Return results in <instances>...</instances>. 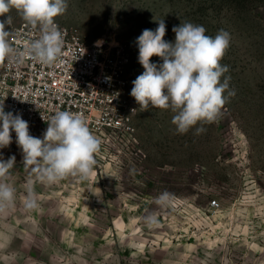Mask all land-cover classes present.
Wrapping results in <instances>:
<instances>
[{"label":"rangeland","instance_id":"1","mask_svg":"<svg viewBox=\"0 0 264 264\" xmlns=\"http://www.w3.org/2000/svg\"><path fill=\"white\" fill-rule=\"evenodd\" d=\"M67 4L55 22L77 29L89 44L104 38L126 46L135 79L144 71L136 38L159 21L166 41H174L172 28L184 22L204 26L209 36L225 30L226 103L215 121L186 134L176 132L171 111L139 109L134 142L100 147L88 180L35 183L34 210L23 200L35 175L23 165L12 131V144L0 153L16 157L11 182L17 191L14 210L0 215V264H264V0ZM9 15L12 35L25 22L15 10ZM151 62L162 63L156 56ZM29 130L35 137L44 133ZM165 192L170 202L157 204ZM152 216L157 223L149 226Z\"/></svg>","mask_w":264,"mask_h":264},{"label":"clouds","instance_id":"2","mask_svg":"<svg viewBox=\"0 0 264 264\" xmlns=\"http://www.w3.org/2000/svg\"><path fill=\"white\" fill-rule=\"evenodd\" d=\"M67 7V0H0V17H4L0 19V63L7 60L19 65L30 58L46 66L55 64L64 46L63 31L55 20L66 13ZM12 10L39 32V37L26 41L22 49L13 47L8 39L11 32L6 27L12 24L9 15ZM172 31L174 41H166V25L162 20L155 31L145 29L136 38L138 61L144 71L132 81L130 95L141 111L150 106L171 111L176 132L186 134L200 122L215 121L226 103L228 79L222 83L221 77L228 67L220 61L230 46V34L221 29L215 36H209L204 26L191 22L180 23ZM153 56L162 63L151 62ZM41 118L45 121L42 115ZM45 122L47 128L42 138L35 137L30 134L28 121L20 114L6 112L0 103V149L12 144L14 131L15 143L23 154L22 163L35 175V180L29 178L26 185L23 203L27 210L39 207L35 183L50 186L68 176L91 178L95 155L101 147V140L90 130L83 113L56 111ZM201 131L202 128L196 129L197 134ZM15 165V155L5 160L0 153V215L15 208L17 190L11 182ZM170 198L169 193H162L156 203L164 206ZM156 223L155 216L148 219L149 226Z\"/></svg>","mask_w":264,"mask_h":264},{"label":"built area","instance_id":"3","mask_svg":"<svg viewBox=\"0 0 264 264\" xmlns=\"http://www.w3.org/2000/svg\"><path fill=\"white\" fill-rule=\"evenodd\" d=\"M57 24L63 31L64 46L55 64L46 66L30 58L19 65L3 62L0 103L4 110L20 114L29 129L43 132L45 121L56 111L83 113L101 147L118 139L134 142L139 105L130 95L135 78L127 47L109 45L104 38L98 40L100 44H89L77 29ZM38 37V31L21 23L9 42L22 49L26 41ZM133 108L137 109L135 113L131 112ZM211 206L218 207L219 203L212 201Z\"/></svg>","mask_w":264,"mask_h":264}]
</instances>
